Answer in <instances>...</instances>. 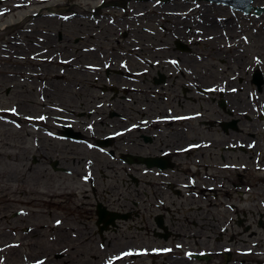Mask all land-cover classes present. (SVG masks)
<instances>
[{"label": "flooded vegetation", "instance_id": "1", "mask_svg": "<svg viewBox=\"0 0 264 264\" xmlns=\"http://www.w3.org/2000/svg\"><path fill=\"white\" fill-rule=\"evenodd\" d=\"M58 1L0 0V18L43 5L29 15L40 14L44 17L41 24L47 20L57 28L60 21L56 18L63 23L85 13L96 20L102 16L101 9L126 12L131 0H98L97 5L87 1L86 8L77 0H65L66 6ZM175 1L194 0H156L154 10L144 8L117 18L103 15L110 17L108 22L115 29H125L119 45L110 50L95 46L83 50L76 45L79 48L71 51L73 55L66 56L58 50L61 46L67 49L63 44L50 53L56 35L47 38L46 33H52L44 28L46 37L39 36L36 45L41 49L29 54L36 61L33 68L24 66L25 75L18 77L31 80L39 75L48 81L27 87L19 105L2 109L18 118L5 116L6 121L26 128L28 135L32 129L34 147L28 152L45 157L56 154L51 168L75 176L80 182L75 189L81 187V195L94 200L86 208L91 209V225L80 220L75 227L67 226L70 234L65 231L56 236L58 242L67 241L65 256L57 255L66 260L64 264H264V188L252 195L257 184H264V140L259 139L264 135V69L235 70L250 74L254 93L248 92L246 99L236 84L246 74L229 75L224 84L200 83L199 78L212 76L209 69L199 71L201 60L192 56L202 57L193 47L219 44L212 43L215 37L209 34L191 35L201 26L209 27L210 18H196L202 24L195 27L194 9L169 7ZM196 1L223 6L239 18L243 14L259 19L264 14V4L258 0H247L249 12L240 2ZM73 4L78 5L76 9H71ZM230 20L226 25L216 22L228 44L238 38L231 34L237 21L231 26ZM159 26L166 38L160 39L157 30L152 39L148 37L149 29ZM113 27L103 26L101 32L90 34L102 35L106 41L112 34L119 39ZM57 35L56 45L63 38ZM170 36L172 41L167 40ZM145 37L151 41L144 42ZM10 50L19 54L17 48ZM165 50L174 52L166 55ZM240 54L234 57L238 65L243 62L240 56L244 53ZM253 58L264 63L258 56ZM52 64L58 67L48 68ZM29 106L40 108L39 113L24 112ZM252 127L256 130L251 131ZM57 142L62 144L60 152ZM66 155L73 166L63 164ZM27 157L23 152L24 160ZM34 170L40 172L39 167ZM256 171L260 176L253 175ZM115 195L119 197L114 202ZM76 204L83 212L84 206ZM88 231L97 237L98 249L83 238ZM112 236H120L117 241L122 243L112 246Z\"/></svg>", "mask_w": 264, "mask_h": 264}, {"label": "rangeland", "instance_id": "2", "mask_svg": "<svg viewBox=\"0 0 264 264\" xmlns=\"http://www.w3.org/2000/svg\"><path fill=\"white\" fill-rule=\"evenodd\" d=\"M87 1L92 5H97L99 2L98 0H77V2L85 8L87 7ZM58 2L63 6L68 5L65 0ZM257 3L264 4V0H258ZM154 5H156V0H131L128 7H126V12L121 9H101L99 11V16L100 14H102V16L101 18L97 16L99 19L96 18V20L89 17L87 18L84 15L85 13H82L83 15H77L73 19L67 20V22L63 23L61 19L56 18L60 21L57 28L49 25L52 23L51 21L45 20V24H41L42 20L40 19H43L44 17L40 14L34 16L29 15L37 10L36 8L43 5H37L25 10H16L13 13L0 18V27L7 24L11 25L3 30L0 29V264H35L38 260L46 261L45 264H64L66 260L60 259L57 255L60 257L65 256L66 252L63 247L67 244V241L58 242L56 239L58 233L61 235L67 231L68 234H70L67 230V226L75 227L76 223L80 220H83L86 224H92V217H90L89 214L91 209L86 208H91V202L94 200L91 197H88V199L84 198V196L81 195L84 192L81 193L79 191V188L81 187L75 189L80 183L79 179L74 178L75 176H69L64 173L60 174L51 168L52 160L58 159L56 154L45 157L39 156L35 152L34 154L28 152L29 149L33 150L34 147V144L32 143L34 135L32 129L27 128L28 130H31L30 133H32L28 135L25 131L26 128H17L12 125L13 123L6 121L5 116H9L11 119L17 121L18 118L16 115L3 113L2 111V109L7 106L11 107V105H19V101L22 99V92H24L27 87L34 88L39 81L40 83H45L46 80L48 81L46 76L39 75H35L37 79L32 78L31 80L33 81L30 79L22 80V78L18 77L20 75H25L24 66L29 65L30 69L33 68L32 65L36 61L30 59L29 54L35 53L41 49L36 46L38 45L37 43H39V36L46 37L47 35V38H51L53 33L56 35V39L53 36V41L50 42L49 46L52 47V52L50 53L57 52V46L63 44L66 45L67 49H63V46H61L58 50L65 52L66 56L73 55L71 51L79 48V46L80 48H83V50L90 49V46H95L96 48L101 47L103 49L108 48L110 50L111 46L119 45L117 42L118 40H122L121 31L124 32L125 29L124 27L115 29L112 26L113 24L108 22L110 17L104 18L103 15L108 13L117 18L120 14L126 13L127 16H131V14L144 11V8L147 10H154V8H152ZM77 6L78 5L73 4L71 9H76ZM162 6L163 3L159 7L162 8ZM181 6L194 9V13H192L193 18L191 19L193 22L196 21L195 27L202 24V22L198 20L199 18H210L209 27L205 28L201 26L196 32L194 30V32H191L190 34H194L196 37L199 33H205L207 34L206 36L209 34L215 37L210 41L214 44H219L218 46H209L197 43V45L193 47L195 50L193 52H198L202 57V59H200L198 56L197 59L195 54L192 56L196 61L201 60L199 61V71L205 73L209 69L212 76L206 78L201 77V79L199 78V82L203 85L213 83L224 84V82L229 79L227 78L229 75L230 77H234L246 74L242 76L241 80L237 81L236 84L240 86L241 93L244 94L245 99L247 98L248 92L252 95L254 90L248 80L250 74L247 73L249 72L240 73L235 70L247 69L250 71L251 67L254 68L257 66H262V69H264V63L261 65L259 64V60L253 58V56H258V58L264 59V14L259 19L253 18L252 16H245L243 14H241V18H239L238 15L235 16L228 8L207 1L203 2L196 0L188 3L185 1H175L171 3L169 7H175L173 9L178 10L180 9L178 7ZM190 9L188 12H190ZM81 10L83 9L81 8ZM21 18H24L22 22L19 23L21 26L19 24L14 25V23ZM74 19H76L78 23L72 24ZM51 20L55 21L54 19ZM104 20L106 22H103ZM228 20H230L229 24L231 26L234 24V20L237 21L235 24L237 28L234 33L231 34H235L236 37L239 38L234 42H229V44L228 41H226L227 38L225 33L220 31L222 28L218 27L216 29L218 26L216 22L226 25ZM71 26L75 28L71 30L69 28ZM103 26H108L109 28L110 26L113 27L115 32L119 33V39L117 38L118 36L112 34L111 40L106 41L102 35L95 37L90 34L91 32H101ZM136 26H138L137 21ZM47 27L52 33L51 36L47 33L46 35L43 34V31ZM20 28L28 30L23 31ZM240 28L242 31L238 32ZM67 30H71L70 33ZM149 30L152 31L148 32V37L151 39L153 38L152 35L156 32L155 30L160 31V36H158L160 39L161 37L166 38L164 35V29H162L161 26L157 29L153 28ZM86 32H88V35L85 34ZM57 33L63 35V38L61 39L62 43L58 45L56 44L60 40ZM242 33L246 35V37H244L247 39L241 37ZM93 37L96 39L93 40ZM98 38H100V40ZM151 39L148 40V38L145 37L144 42H149ZM167 40L172 41V36ZM133 42L135 41L132 40L131 43ZM122 45H124V43H122ZM31 46H33V48H30ZM14 47L19 50V54L14 55V53L11 52L10 48L15 49ZM165 52L166 55H172L174 51L165 50ZM240 53H244V56H240ZM237 54H240V59L243 61L240 65L237 64L239 63V59L237 63L236 59H234ZM18 55H24L27 59H21ZM84 62H87V60ZM57 67L56 64L48 66V68L52 69ZM234 72L235 74H233ZM262 73L264 74V71ZM74 80L76 79L72 78V81ZM39 110L40 108L37 109L35 106H29L28 109H23L24 112L29 111L33 113H39ZM247 123L250 124L249 121ZM260 127L261 126L257 129ZM250 130L254 131L256 128L252 127ZM262 136L263 137H259V139H261L260 142H263L262 140H264V135ZM46 140L50 142L54 141L47 138ZM57 143H59L58 152H60L62 151V144L60 142ZM23 152H26L28 155V157L25 158L26 160L23 158ZM70 161L71 159L66 155L63 164L73 166L72 163L69 164ZM35 167H39L40 172H36L34 170ZM111 173L113 174L114 172ZM253 175L258 177L260 176V172L256 171V174ZM263 185L264 184L261 183L257 184L256 191L253 192L252 195L256 196L257 193H261V188H264ZM74 189L77 190V192H74ZM79 194L83 196V199H81ZM118 197L119 195H115L111 200L115 202ZM68 199L71 201H68ZM75 204L80 208L84 206L83 212L76 209ZM24 211L25 214L21 215ZM57 220L60 222L59 225H57ZM28 228L30 230H28ZM83 238L85 240L89 239V243H91L95 249H98L97 237H93L92 233L90 234L88 231ZM119 238L120 236H112V241H114L112 246L118 242L117 240ZM121 243L122 241L118 242V245ZM13 251L16 253L10 255ZM102 256H104V253L97 259L101 260ZM96 263L95 261L93 262V264Z\"/></svg>", "mask_w": 264, "mask_h": 264}, {"label": "water", "instance_id": "3", "mask_svg": "<svg viewBox=\"0 0 264 264\" xmlns=\"http://www.w3.org/2000/svg\"><path fill=\"white\" fill-rule=\"evenodd\" d=\"M227 1L232 2V3L240 2L241 8L245 10L246 12H249L251 8L250 7L251 5L248 3L249 0L248 1L247 0H227Z\"/></svg>", "mask_w": 264, "mask_h": 264}, {"label": "bare ground", "instance_id": "4", "mask_svg": "<svg viewBox=\"0 0 264 264\" xmlns=\"http://www.w3.org/2000/svg\"><path fill=\"white\" fill-rule=\"evenodd\" d=\"M213 27V26H212ZM218 27V26H217ZM217 27H216V29H217ZM8 250H10V249H8ZM13 253H16L15 251H13L10 255H13ZM60 263V262H59Z\"/></svg>", "mask_w": 264, "mask_h": 264}, {"label": "snow or ice", "instance_id": "5", "mask_svg": "<svg viewBox=\"0 0 264 264\" xmlns=\"http://www.w3.org/2000/svg\"><path fill=\"white\" fill-rule=\"evenodd\" d=\"M125 255H127V253Z\"/></svg>", "mask_w": 264, "mask_h": 264}]
</instances>
